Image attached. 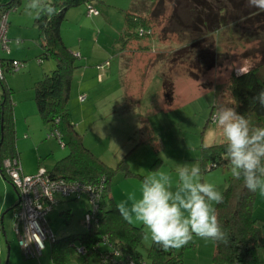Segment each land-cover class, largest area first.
Here are the masks:
<instances>
[{
    "label": "rangeland",
    "instance_id": "obj_1",
    "mask_svg": "<svg viewBox=\"0 0 264 264\" xmlns=\"http://www.w3.org/2000/svg\"><path fill=\"white\" fill-rule=\"evenodd\" d=\"M10 1L0 0V4ZM19 1L20 4L15 6L17 12L11 13L9 17L7 38L10 40L9 57L21 62L23 67L20 71L6 72L3 81L7 85L11 83L12 87L8 86L9 89H13V93L10 91L11 96L14 95L10 103L11 118L15 129V142L17 138V142L19 141L21 145V159L26 165L32 166L31 160L39 155L41 168L45 166L46 169L51 170L55 162L67 154L68 148H63L62 143L53 136L50 137L51 129L43 124L32 97L34 79L42 77L43 73L51 72L55 68V62L52 59L39 60L38 35L33 26L36 13L33 11L30 15L25 10L29 0ZM106 1L103 0L95 5L99 16L87 18V23L81 30L72 27L71 22H74L71 16L79 15V10L83 11L85 5L72 8L66 13L60 31L65 39V45L72 54L82 53L78 48H82L83 52L86 50L85 54L83 53L86 58L78 59L77 55L75 62L77 69L72 77L67 102L70 121L76 125V130L82 135L84 146L92 149L94 155L107 166L116 169L121 160L125 161L128 176L125 177L123 171L119 170L110 180L111 194L120 204L128 201L130 194L139 196L142 180L149 172L167 174L172 188L175 189L178 185L177 170L181 164L199 163L201 147L224 143L223 135L213 119L216 105L218 102H232L227 91L231 74H240L256 66L260 57L257 54L258 42L253 40L257 38V34H253L252 28L240 21L199 41L203 55L196 66V50L188 51L187 48L182 56L173 54L184 46L182 38L188 37L169 35L167 40H160L158 34L164 18L153 21L151 25L155 35L152 38L157 39L154 42L144 41L149 47L148 51L142 53L145 64L136 59L125 80L128 86L127 93L134 97L133 102H128L115 82L119 73L116 69L118 38L125 26V14L130 12L131 0ZM133 6L138 9L137 13L148 15V9L151 11L153 5L148 0H134ZM165 8V17H167L171 10L169 3ZM92 22L94 24H91ZM84 38L88 41L83 40ZM211 51L217 58L215 65L207 69L206 62L208 56L211 57ZM187 55L190 59H185ZM110 64L111 76L104 74L103 84L96 87L97 93L89 94L88 90L94 88L93 82H95L91 77L97 79L91 71L103 74V69H108ZM148 65H150L149 71L146 70ZM158 68L160 73L163 72L165 80L168 79L173 84L172 102H166L161 94L160 74L156 73ZM258 76L264 77V66L258 69ZM80 95H87L86 101L80 102ZM229 107H232V104H229ZM1 114L0 106V140ZM141 125L147 129L146 135L141 133V130L143 131ZM60 133L65 144L67 133L62 127ZM24 134L27 136L24 137ZM230 178V167H228L206 171L202 174L201 181L214 185L216 190L222 193ZM256 193L253 216L257 219L263 234L260 261L264 264V195ZM56 199L60 202L50 214L48 222L53 235L61 238L69 234L83 233L87 213L84 197L79 199L81 202L75 201L76 203H73V200L59 199L58 196ZM16 203L17 193L14 187L0 174L2 264H52L48 242L45 243V250L38 258L26 259L21 254L13 231L15 211L11 208ZM128 203L130 204L131 201ZM68 204L71 205L72 212L70 221L64 223V217L60 213L67 210ZM215 205L213 203L212 207ZM131 224L143 227L138 222ZM143 231L139 251L146 259L152 241L144 227ZM190 243L186 248L174 249L175 253L181 254L183 264L212 263V240L194 235ZM88 264H98L97 257L90 256Z\"/></svg>",
    "mask_w": 264,
    "mask_h": 264
},
{
    "label": "trees",
    "instance_id": "obj_2",
    "mask_svg": "<svg viewBox=\"0 0 264 264\" xmlns=\"http://www.w3.org/2000/svg\"><path fill=\"white\" fill-rule=\"evenodd\" d=\"M148 1L153 5L151 11L148 9L149 16L137 13L138 9L134 6L130 12L125 14V26L118 38L122 46L121 50H127L133 54L138 51H148V44L144 41L154 42L157 39L152 38L155 32L152 30L151 22L164 18L160 34H158L161 37L159 39L167 40L169 35L188 37L182 38L185 43L182 47L184 50L178 49L173 54L174 56H182L186 53L187 48H189L188 51L190 49L191 51L196 50L195 65L197 66V61L203 55L200 40L207 39L220 29L240 21L252 28L253 34H257V38L253 40H256L259 45L257 51L260 57L259 64L240 74H231L227 91L232 101L235 100L236 102L232 106L235 107L238 114L245 116L253 126L264 127V107L253 100V97L264 90V77L258 76V69L264 66V40L261 41L264 39V12L249 7L247 0ZM19 3V0H11L8 4H0V15ZM51 3L56 9V14L54 16L40 15L39 18L35 14L33 25L37 30L41 50L38 56L39 60L52 59L55 62V68L49 73H44L42 78L34 83L33 99L43 124L51 129L50 137L53 136L62 143L63 148L67 147L68 152L56 161L51 170L42 169L51 177L68 182L103 184L97 214L98 229L95 231L85 229L83 233L69 234L61 238L54 236V241L50 244L51 263L88 264V258L95 255L98 264H112V261L115 263L122 261L124 264H129L130 261L133 264H183L181 254L175 253L174 249L165 252L153 242L147 251V258H143L139 251L144 234L143 227L134 226L124 220L111 195L110 180L112 176L117 174L119 170L123 171L125 177L129 174L125 161L121 160L116 169L107 166L84 146L82 135L76 130L75 124L70 121L67 102L72 77L77 69L75 62L78 56L72 54L64 45L60 36V27L70 9L80 5L92 4L94 0H51ZM168 3L171 10L169 15L165 17V6ZM140 31H143L142 35H140ZM205 53L207 54L206 49ZM173 58L171 59L173 60ZM216 58L214 52H212L211 57L208 56L207 69L215 65ZM185 59L190 58L187 55ZM4 61L8 68V65L16 60ZM3 80L0 81L2 88L0 174L10 182L4 173L2 162L4 159L16 157L14 148L15 129L11 118L10 89ZM162 94L166 102L173 101V84L171 81L163 80ZM61 127L67 133L65 144L62 142ZM223 144H213L200 148L199 163L203 173L230 167L225 158ZM222 195L223 202L216 204L214 208L222 230L226 233V241H213L211 264H261L263 234L253 216L256 193L249 192L243 187L242 182L235 181L231 177ZM59 202L57 200V204ZM17 203L11 208L15 212ZM69 213V210L60 213L64 217V223L69 222ZM103 238H105L104 241ZM114 245L118 248L117 254L112 250ZM80 248L84 250L83 254L78 252ZM0 264H2L1 260Z\"/></svg>",
    "mask_w": 264,
    "mask_h": 264
},
{
    "label": "clouds",
    "instance_id": "obj_3",
    "mask_svg": "<svg viewBox=\"0 0 264 264\" xmlns=\"http://www.w3.org/2000/svg\"><path fill=\"white\" fill-rule=\"evenodd\" d=\"M248 6L264 12V0H247ZM40 15L54 16L51 0H29L25 9ZM264 107V90L255 97ZM235 100L218 102L214 114L217 129L224 138L225 158L231 177L249 192L264 195V127L253 126L236 112ZM203 169L199 163L181 164L177 170L178 185L172 188L170 177L149 172L141 183L140 194H130L128 201L117 205L122 218L138 222L150 234L154 245L167 252L187 246L198 236L215 242L226 241L216 209L212 204L223 202V195L210 183L201 181Z\"/></svg>",
    "mask_w": 264,
    "mask_h": 264
},
{
    "label": "built area",
    "instance_id": "obj_4",
    "mask_svg": "<svg viewBox=\"0 0 264 264\" xmlns=\"http://www.w3.org/2000/svg\"><path fill=\"white\" fill-rule=\"evenodd\" d=\"M85 7L88 16L98 15L94 3ZM7 18L8 12L0 15V81L4 78V67L6 66L2 56L8 55L10 52V40L7 38ZM142 34L143 31H140V35ZM22 67L23 65L19 61H13L8 65L11 72L20 71ZM84 100L85 96L79 97L80 102ZM2 168L18 193L13 231L17 239V245L24 258H38L45 250V243L51 244L54 241V235L48 227V222L50 214L57 205V196L63 199L84 196L89 205V209L85 214L84 227L88 231L98 229L97 214L103 191L102 183L68 182L51 177L42 168L33 175H24L16 157L4 159ZM104 240L105 238H103ZM112 250L115 254L119 252L115 245L112 246ZM78 252L83 254L84 250L80 248ZM112 264L124 263L122 261L117 263L112 261ZM129 264H133L132 261Z\"/></svg>",
    "mask_w": 264,
    "mask_h": 264
},
{
    "label": "crops",
    "instance_id": "obj_5",
    "mask_svg": "<svg viewBox=\"0 0 264 264\" xmlns=\"http://www.w3.org/2000/svg\"><path fill=\"white\" fill-rule=\"evenodd\" d=\"M101 1H103V0H101ZM101 1H95L94 0V7H95V5H97V3H100ZM106 2H108V0L106 1ZM9 3V2H8ZM8 3H3V4H8ZM133 3H134V0H131V7L130 8H132V6H133ZM20 4V3H19ZM18 4V5H19ZM18 5H16V6H18ZM71 10V9H70ZM80 12H79V15H72L71 16V18H72V20H73V22L74 23H72L71 22V25H72V27L74 26V27H76V28H79V30H81L82 29V27H84L85 25H86V19L87 18H96V16H88L87 15V13H86V7L84 8V10L83 11H81V10H79ZM8 12V18H7V22H8V27H9V17H10V15H11V13H16L17 12V9H16V7L14 8H12V9H10V10H8L7 11ZM98 14H99V11H98ZM99 16V15H98ZM97 16V17H98ZM91 24H94V22H92ZM34 26V25H33ZM93 26V25H92ZM8 27H7V29H8ZM78 33V31L76 32V34ZM60 36H61V38H62V41H63V43L65 42V39L63 38V35H62V32L60 31ZM9 40V39H8ZM83 40H86V42L88 41L86 38H84ZM98 40V38H96V41ZM39 43V42H38ZM10 45V44H9ZM64 45H65V43H64ZM118 45H119V47H118V51L116 52V57H117V64H116V69H117V71L119 72L118 74H117V76H118V79L116 80V85H118L120 88H121V90L123 91V95H124V98L128 101V102H133V100H134V97H133V95L132 94H129V93H127L128 92V86L126 85V83H125V80H126V77L128 76V73L130 72V68L132 67V63L136 60V59H139V61H143L144 62V56H142L143 54L142 53H145V52H136V53H130V52H128L127 50H121V48H122V46L119 44V42H118ZM66 46V45H65ZM74 46H76V45H74ZM79 46H81V44H79ZM67 47V46H66ZM142 48H143V46H142ZM79 49V51H81L82 53H80V52H77V55L79 56V58L78 59H83V58H86V57H84L85 55V52H86V50H85V52H83V49L82 48H78ZM10 50V49H9ZM40 52H41V50H40ZM11 52H9V54H10ZM84 53V54H83ZM9 54H8V56H2V58H3V60H6V61H8V60H15V59H11L10 57H9ZM76 55V56H77ZM129 55H131L130 57H129ZM42 63V62H41ZM40 63V64H41ZM108 63V62H107ZM106 63V64H107ZM145 64V62L143 63V65ZM111 66V64L109 65V68L108 69H103L104 70V73L103 74H96V72H92L91 71V73L93 74L94 73V75H95V77H97V79H95L94 78V76L93 77H91V78H93V81H95V82H93V84H94V88H92L91 89V91H90V89L88 90V92H89V94L91 93V92H93V93H97V89H96V87H97V85L99 86H101L103 83V75L104 74H109L110 76H111V74H110V72H111V70H112V68L110 67ZM150 65H148L147 66V69L146 70H150L149 67ZM160 66V65H159ZM158 66V67H159ZM161 67V66H160ZM159 67V68H160ZM101 68H103V67H101ZM101 68H99V69H101ZM158 68V70H157V72L156 73H158V74H160V80H161V94H162V83H163V80H165V78L163 77V75H162V73H160L159 71H160V69ZM4 70H5V72H4V76H5V73L6 72H11L10 70H9V68H7V66H5L4 67ZM37 74H39V73H37ZM44 74V73H43ZM42 74V75H43ZM109 75H108V77H109ZM38 76V75H37ZM42 77H37L36 79H34V81H33V85H34V83L37 81V80H39V79H41ZM168 80V79H167ZM6 85H7V83H6ZM9 85V84H8ZM7 85V87L9 88V86L10 87H12V85H11V83H10V85L8 86ZM89 85V84H88ZM89 86H91V85H89ZM117 86V87H118ZM10 91L13 93V89H10ZM12 93H10V101H12L13 100V98H14V95L13 96H11V94ZM128 94H129V96H128ZM80 96H85V95H80ZM87 96V95H86ZM86 96H85V100L84 101H86ZM97 96V95H96ZM128 96V97H127ZM33 97H34V94H33ZM33 97H32V100L34 101V99H33ZM1 98H2V88H1V85H0V102H1ZM164 98V97H163ZM83 101V102H84ZM72 123V122H71ZM75 127H76V125H75ZM140 127V126H139ZM141 127L143 128V131L141 130V133L143 132V134H145L146 133V128H144V126H142L141 125ZM140 127V128H141ZM146 135V134H145ZM27 136V134H24V137H26ZM1 141H2V136H1V140H0V144H1ZM84 141V140H83ZM14 148H15V152H16V158L19 160V164H20V168H21V171H22V173L24 174V175H32V174H35L36 172H37V170H39L40 168H41V165L39 164V161H38V158L40 157L39 155L38 156H36V158H34V159H32L31 160V162H32V166H28V165H26L25 163H24V161L21 159L22 157H21V152H22V150H21V145H19V141L17 142V138H16V142H15V140H14ZM84 143V142H83ZM37 149H38V147H37ZM92 153H93V151H92V149H89ZM94 154V153H93ZM99 158V157H98ZM56 163V162H55ZM55 165V164H54ZM53 165V166H54ZM42 168H44V169H46V167L44 166H42ZM53 168V167H52ZM46 170H48V169H46ZM112 193V192H111ZM257 194V193H256ZM112 195V197H113V194H111ZM82 197H84V196H81L80 198H74V199H72L73 200V203H76L75 201H79V202H81V200H79V199H81ZM70 201H71V199H69ZM84 200H85V202H86V204H87V209H88V202H87V200H86V198L84 197ZM113 200H114V202H115V204L116 205H118V203L115 201V199H114V197H113ZM72 204V203H71ZM254 207H255V203H254ZM66 209L67 210H69L70 211V215L69 216H71V212H72V209H71V205L70 204H68V206L66 207ZM254 215V214H253ZM50 220V219H49ZM256 221H257V219H255ZM69 221H70V217H69ZM258 223V222H257Z\"/></svg>",
    "mask_w": 264,
    "mask_h": 264
}]
</instances>
